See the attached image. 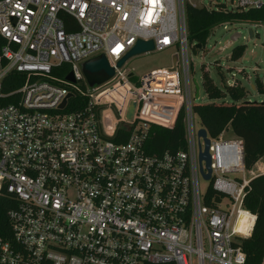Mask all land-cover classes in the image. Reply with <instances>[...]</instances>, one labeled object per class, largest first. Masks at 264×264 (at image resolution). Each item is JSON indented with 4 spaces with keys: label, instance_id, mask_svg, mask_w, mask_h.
Masks as SVG:
<instances>
[{
    "label": "built area",
    "instance_id": "2783aa9c",
    "mask_svg": "<svg viewBox=\"0 0 264 264\" xmlns=\"http://www.w3.org/2000/svg\"><path fill=\"white\" fill-rule=\"evenodd\" d=\"M227 1L0 0V101L11 100L0 106V197L16 201L7 214L12 243L0 238L1 264H246L242 242L256 216L244 201L264 170L245 168L240 138L206 132L211 178L202 177L203 128L194 129L192 111L199 95L189 76L187 6L264 5ZM137 41L152 42V53L175 50V70L172 58L139 77L117 69ZM99 55L114 76L90 88L81 65ZM14 75L22 84L6 92ZM77 94L85 108L65 112ZM180 111L184 149L148 154L149 126L172 128ZM123 123L128 138L119 142ZM200 178L209 182L204 193Z\"/></svg>",
    "mask_w": 264,
    "mask_h": 264
},
{
    "label": "trees",
    "instance_id": "16d2710c",
    "mask_svg": "<svg viewBox=\"0 0 264 264\" xmlns=\"http://www.w3.org/2000/svg\"><path fill=\"white\" fill-rule=\"evenodd\" d=\"M186 15L189 44L191 46L194 43L200 45V49L205 47L209 32L216 25L226 22L264 25V5L247 11H228L220 8L208 11L204 8L187 6ZM245 48V45L233 48L230 61L240 60L245 53ZM192 50L196 52L195 46H192ZM62 70H65L64 78L69 73L68 66H63ZM9 78L11 79V76ZM14 79L17 82H6V92L14 91L22 84L20 76L14 75ZM202 86L207 99L213 103H193L192 111L198 119L199 127L205 129L212 139L218 138L230 128L233 136L243 141L244 165L247 170H251L264 157V103L248 102V91L239 82H235L232 86L224 84L223 88L217 87L206 72L202 74ZM254 89L259 95H264V81L257 77ZM226 99L231 102L226 103ZM10 103L11 100L4 99L0 101V106ZM86 103V99L80 95H73L68 100L65 112L82 111ZM127 138L128 133L118 131L117 141L124 142ZM145 149L148 154L155 156L165 153L175 155L183 150V112L178 113L172 128L150 125L145 140ZM207 197H216V195L209 189ZM15 206L16 201L11 196L0 197V238L9 243H12V234L7 214ZM244 206L256 216L251 237L242 242L246 264H261L264 257V175L251 181Z\"/></svg>",
    "mask_w": 264,
    "mask_h": 264
},
{
    "label": "rangeland",
    "instance_id": "374dc122",
    "mask_svg": "<svg viewBox=\"0 0 264 264\" xmlns=\"http://www.w3.org/2000/svg\"><path fill=\"white\" fill-rule=\"evenodd\" d=\"M212 1L216 3L215 0H201L206 7H209ZM222 4L229 7L230 1L222 0ZM212 5L214 7V4ZM249 32L253 35L252 40L249 39ZM209 33L205 47L200 50L196 49V52L192 50V46L196 44L191 46L188 41V60L191 65L190 85L192 90H194V82L199 87V99L194 101V104L213 103L207 99L202 86L203 72H206L219 88H223L224 84L232 86L235 82H239L248 91V102L264 103V95H259L254 89L257 77L264 81V25L226 22L216 25ZM234 35H240V37L232 42L231 38ZM239 45H245V53L240 60L232 62L230 61L231 52ZM174 52L175 50H168L140 55L128 60L123 68L139 77L168 67ZM178 69L181 70V65H178ZM225 102L230 103L231 101L226 99ZM198 128V119L195 116L194 129ZM223 135L227 140L233 138L230 128ZM259 170H264V157L250 171L256 174ZM208 186L209 182L200 178V192L204 193Z\"/></svg>",
    "mask_w": 264,
    "mask_h": 264
},
{
    "label": "water",
    "instance_id": "95a60500",
    "mask_svg": "<svg viewBox=\"0 0 264 264\" xmlns=\"http://www.w3.org/2000/svg\"><path fill=\"white\" fill-rule=\"evenodd\" d=\"M219 1V0H215ZM240 35H234L231 38L232 42H235ZM258 39V37H256ZM249 39H253V35L251 32H249ZM196 49H200V45L195 46ZM154 51V45L152 42H143V41H137V43L134 45V47L122 58L120 59L115 67L117 69L123 68L124 65L128 60L131 58L140 56V55H147ZM176 62H177V56H174L172 58V69L175 70L176 68ZM81 71L83 74V77L87 83V85L92 88L94 86H99L107 81H109L114 76V68L110 66L107 59L103 55H99L97 57H94L86 62H84L81 65ZM132 77V74L129 75V78ZM66 80L68 82H74L72 74H68L66 77ZM194 89H195V98H198L199 95V87L194 82ZM69 98V96L67 97ZM64 102L61 106L63 108L65 106ZM135 102L131 101L128 105L127 112L125 114L126 121H131L133 118L134 110H135ZM129 125L123 123L119 127L120 131L127 132L129 130ZM206 130L205 129H199L197 132V137L202 139L203 142V148L201 146V143L199 142L198 148H199V155H198V161H199V171L202 175V177L205 180H209L211 178V170H210V156H209V140L206 137ZM202 162H204V169L202 167ZM204 170L206 173H204Z\"/></svg>",
    "mask_w": 264,
    "mask_h": 264
}]
</instances>
